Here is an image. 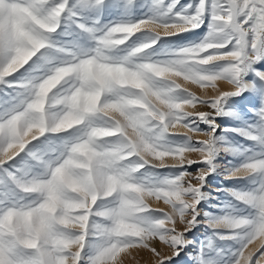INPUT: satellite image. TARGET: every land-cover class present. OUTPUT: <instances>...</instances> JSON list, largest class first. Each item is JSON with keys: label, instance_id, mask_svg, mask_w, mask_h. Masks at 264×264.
Wrapping results in <instances>:
<instances>
[{"label": "snow or ice", "instance_id": "obj_1", "mask_svg": "<svg viewBox=\"0 0 264 264\" xmlns=\"http://www.w3.org/2000/svg\"><path fill=\"white\" fill-rule=\"evenodd\" d=\"M133 250L264 264V0H0V264Z\"/></svg>", "mask_w": 264, "mask_h": 264}, {"label": "rangeland", "instance_id": "obj_2", "mask_svg": "<svg viewBox=\"0 0 264 264\" xmlns=\"http://www.w3.org/2000/svg\"><path fill=\"white\" fill-rule=\"evenodd\" d=\"M182 2H187V0H182ZM194 38L195 37L191 36L190 34L185 33V34H182L181 37H179V38L174 37V38H169V39H172V40L179 39L181 41H185V40L194 39ZM178 82L184 84L185 87H189L192 91L196 92L197 95H201V90L198 88V86L190 85V84H185L182 80L181 81H178ZM197 107L200 108V110H207V109L203 108V106H200V105H198ZM188 110H191V109H188ZM226 123H229V126H233V127L236 126V122H226ZM203 138L204 137H202V136H194L193 137L194 140L195 139H203ZM234 139H239V138L238 137H234ZM221 180H222L221 177H217L216 180L213 181V183L214 184H217ZM225 183L228 184L229 186H231L233 183H236V182H234V181H227ZM240 183H243V182H240ZM160 206L161 207H166V206H164L162 204V202L160 203ZM157 247L159 248L161 246L160 245H157ZM250 247H254V245L253 246H250ZM152 259H153V257L147 251L136 252L135 250H133L132 256L128 257V259H127V264H151Z\"/></svg>", "mask_w": 264, "mask_h": 264}, {"label": "bare ground", "instance_id": "obj_3", "mask_svg": "<svg viewBox=\"0 0 264 264\" xmlns=\"http://www.w3.org/2000/svg\"><path fill=\"white\" fill-rule=\"evenodd\" d=\"M222 87H227V85H222Z\"/></svg>", "mask_w": 264, "mask_h": 264}]
</instances>
